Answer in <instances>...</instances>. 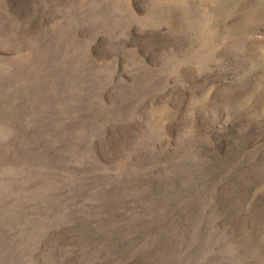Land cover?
I'll return each mask as SVG.
<instances>
[{"label":"rangeland","instance_id":"374dc122","mask_svg":"<svg viewBox=\"0 0 264 264\" xmlns=\"http://www.w3.org/2000/svg\"><path fill=\"white\" fill-rule=\"evenodd\" d=\"M0 264H264V0H0Z\"/></svg>","mask_w":264,"mask_h":264}]
</instances>
